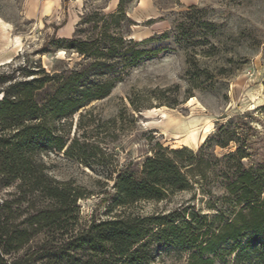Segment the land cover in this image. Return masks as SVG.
Listing matches in <instances>:
<instances>
[{
  "label": "rangeland",
  "instance_id": "374dc122",
  "mask_svg": "<svg viewBox=\"0 0 264 264\" xmlns=\"http://www.w3.org/2000/svg\"><path fill=\"white\" fill-rule=\"evenodd\" d=\"M119 2L0 0V62L41 64L48 72L87 64L84 56L61 49L60 42L75 36L98 40L104 19L89 21V16L116 14ZM206 22L215 28H205ZM119 24L127 42L118 57L115 88L69 120L70 138L80 151L43 157L51 178L72 182L85 193L77 202L78 219L72 225L80 228L92 217L113 215L107 211L110 202L102 200L114 196V180L127 171L139 173L151 149L159 145L186 148L194 155L203 149L201 169L207 170L206 178L196 177L193 189L178 193L171 202H142L133 212L147 216L182 207L211 217L240 210L242 206L225 202L230 174H223L236 164L224 157L239 146L235 142L226 148L212 146L225 135L219 127L230 123L242 143L245 169L263 172L264 181V0H126ZM135 50L149 54L132 62ZM3 65L0 73L12 67ZM68 128L67 122L64 129ZM207 139L211 141L205 145ZM4 201L12 204L0 215L12 232L26 229L27 219L49 204L38 195L20 192L16 185L0 190V205ZM219 229L217 224L212 230ZM47 235L34 236L30 230V242L6 259L12 264H41L40 249ZM260 242L264 245V238L257 247ZM254 246L243 243L237 248L230 239L201 255L197 249L157 245L153 264H264Z\"/></svg>",
  "mask_w": 264,
  "mask_h": 264
},
{
  "label": "trees",
  "instance_id": "16d2710c",
  "mask_svg": "<svg viewBox=\"0 0 264 264\" xmlns=\"http://www.w3.org/2000/svg\"><path fill=\"white\" fill-rule=\"evenodd\" d=\"M125 3L120 0L116 14L95 12L89 16V21L104 19L98 40L83 41L75 36L60 42L61 49L84 56L87 64L48 72L41 64L28 67L27 63L14 65L13 60L6 64L11 69L0 73V190L16 185L26 195L49 201L27 219L26 229L8 230L7 221L0 215V264H12L6 256L30 242V230L34 236L48 234L40 249L41 264H153L157 245H171L180 251L197 249L203 255L211 253L216 243L230 239L237 248L243 243L245 247L255 245L257 259L263 260L264 245L260 242L256 246L264 238L263 172L245 169L242 143L230 123L219 127L225 135L212 148H226L231 142L239 146L224 157L236 164L222 173L230 174L226 189L229 195L224 201L242 206L240 210L219 211L211 217L182 207L147 216L133 212L142 202H171L178 193L193 189L196 177L206 178L207 170L201 169L203 149L194 155L186 148L171 150L159 145L151 149L139 173L127 171L114 180V196L102 200L110 202L107 211L113 215L106 219L92 217L80 228L72 225L78 219L77 202L85 193L72 182L51 178L43 157L76 150L69 120L92 102L109 97L115 88L118 57L127 42L119 24L125 16ZM203 26L215 28L209 22ZM148 54L135 50L129 59L135 62ZM67 122L70 129L65 130ZM210 141L207 139L205 145ZM213 159L220 161L215 156ZM11 204L4 201L0 211L9 210ZM217 224L218 233L212 230Z\"/></svg>",
  "mask_w": 264,
  "mask_h": 264
},
{
  "label": "bare ground",
  "instance_id": "6f19581e",
  "mask_svg": "<svg viewBox=\"0 0 264 264\" xmlns=\"http://www.w3.org/2000/svg\"><path fill=\"white\" fill-rule=\"evenodd\" d=\"M17 41V40H16ZM19 42V41H18ZM8 62H11V59H8V60H6V61H4V62H0V66L1 65H3V64H6V63H8Z\"/></svg>",
  "mask_w": 264,
  "mask_h": 264
}]
</instances>
